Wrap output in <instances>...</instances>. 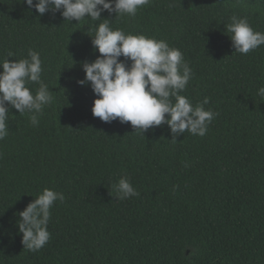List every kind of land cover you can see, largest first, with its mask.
<instances>
[{
  "label": "trees",
  "instance_id": "trees-1",
  "mask_svg": "<svg viewBox=\"0 0 264 264\" xmlns=\"http://www.w3.org/2000/svg\"><path fill=\"white\" fill-rule=\"evenodd\" d=\"M20 2L0 0V61L38 52L54 100L37 126L9 111L0 264H264V45L235 53L224 26L235 15L264 33V0H149L135 16L102 13L113 30L179 49L192 70L180 95L194 106L207 98L204 109L217 114L204 136L186 131L175 143L167 125L143 135L92 115L97 97L77 81L82 62L100 55L91 36L104 21L39 16ZM26 86L35 94L40 85ZM122 176L139 196L116 198ZM44 188L65 199L50 209L49 241L33 252L17 214Z\"/></svg>",
  "mask_w": 264,
  "mask_h": 264
},
{
  "label": "clouds",
  "instance_id": "clouds-1",
  "mask_svg": "<svg viewBox=\"0 0 264 264\" xmlns=\"http://www.w3.org/2000/svg\"><path fill=\"white\" fill-rule=\"evenodd\" d=\"M20 3L34 8L39 16L58 12L67 22L86 18L104 21L91 36L92 45L100 55L94 61L82 62L85 76L77 81L80 86L90 87L97 97L91 108L94 117L105 123L117 119L122 124L130 122L135 132L143 135L149 129L167 125L173 143L186 131L192 135L206 134L208 124L217 114L204 109L207 98L203 104L194 106L186 96L180 95L192 75L182 52L164 40L113 30L109 19H101L105 11L110 15L114 13L115 18L135 16L149 0H21ZM230 21L224 26L235 53L246 55L264 45V33L254 31L247 18L234 15ZM0 68V140H3L9 131L10 108L20 115L30 114L31 124L37 126L39 114L54 97L41 80L43 69L38 52L30 49L26 58L4 59L0 61ZM30 82L40 85L35 94L26 86ZM257 94L264 99V87L259 88ZM112 188L120 200L139 196L125 176ZM64 199L63 193L44 188L17 214L16 224L24 248L39 251L49 241L50 209L55 201Z\"/></svg>",
  "mask_w": 264,
  "mask_h": 264
}]
</instances>
